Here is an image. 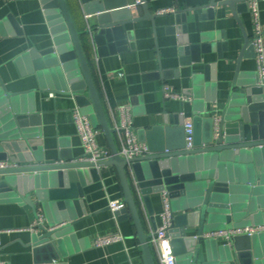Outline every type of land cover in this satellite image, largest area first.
<instances>
[{"label": "crops", "instance_id": "0c3cea01", "mask_svg": "<svg viewBox=\"0 0 264 264\" xmlns=\"http://www.w3.org/2000/svg\"><path fill=\"white\" fill-rule=\"evenodd\" d=\"M67 1L78 29L88 31L84 39L85 53L111 128L114 110L123 105L132 108L136 133L150 129L168 115L182 118L183 126L185 119L193 120L198 114L202 117L199 127L203 129L207 124L205 118L211 117L214 121L229 107L237 59L244 44L243 35L251 38L253 34V23L245 3L238 5L237 12L242 29L230 7L219 4L222 0H215L217 4L213 7H206L211 0H146L153 20L142 19L128 24L129 36L124 49L110 53L107 44L99 46L93 41L89 30L94 26V14L85 13L80 0ZM125 1L128 14L132 17L143 15L140 4L134 5V0ZM259 7L264 26V0H259ZM166 8L174 11L158 13ZM0 21L6 32L0 36V77L6 90L17 94L14 97L17 111L22 108L28 115L38 117L39 124L29 127L34 128L35 138L40 142L37 148L24 152V160L30 154L35 161L41 157L44 163L62 162L63 154H70L74 160L80 158L83 148L72 116L76 107L73 97L50 88L53 75L35 71L29 55L31 49L42 51L53 45L40 0H0ZM185 46H189L187 52L183 51ZM239 69V80L256 73L255 58L243 54ZM165 89L184 94L188 99L165 98ZM49 93L54 96L50 97ZM84 94L87 95V89ZM3 106V102L0 103V108ZM12 108L9 106V110L0 116L4 118ZM100 142L107 146L103 133ZM237 156L224 162L231 165L233 178H237L233 185L238 188L232 196H236L234 203L242 213L231 223L243 220H249V224L264 223V163L253 164L251 173L247 162ZM227 168L226 165L225 170ZM96 176L82 185V198L67 201L70 207L66 209L55 202H49L46 207L40 203L36 205L37 215H42L41 224L46 228L63 222L62 212L70 217L67 221H71V225L59 237L63 257L55 263L144 264L132 220L121 215L115 218L108 206L112 199L123 200L116 168L111 165L96 167ZM127 177L143 228L149 235L153 224L161 225L163 194H150L151 216L139 193L133 169ZM35 219V212L26 203H0L1 261L35 264L29 244L32 235L40 229H28ZM197 230V226L188 229L191 235ZM114 233H121L123 241L102 246L94 244L97 237ZM214 244L216 264H241L232 241L218 238ZM151 249L159 264L153 247ZM252 253L254 263L264 264V242L253 246ZM228 255L231 258L226 260ZM199 259L206 260L204 241H201Z\"/></svg>", "mask_w": 264, "mask_h": 264}, {"label": "water", "instance_id": "95a60500", "mask_svg": "<svg viewBox=\"0 0 264 264\" xmlns=\"http://www.w3.org/2000/svg\"><path fill=\"white\" fill-rule=\"evenodd\" d=\"M139 1L144 13L140 17H132L128 14L129 8L126 7L125 0H80L84 12L94 14L95 17L94 26L89 30L93 34L94 43L99 46L107 44L110 53L124 49L129 36L126 26L142 19L153 20L154 15L146 0ZM40 3L50 27L53 45L42 51H29L34 70L39 74L50 72L54 78L50 88L55 92L72 95L81 112L87 114L92 124L101 129L110 156L96 164L74 160L70 154H63L62 162L44 163L41 157L35 161L31 154L24 160V152L29 151V148L35 149L40 142L35 138L34 128L29 127L39 124L38 117L28 115L22 108L20 112L17 111L14 103L17 94L8 92L0 77V103L4 104L0 108V114L9 110L11 105L14 108L4 118L0 116V160L17 164L16 167L0 170V203H26L33 209L36 217L38 203L46 207L49 202H55L58 207L66 209L70 207L67 201L83 197L82 185L90 182L91 178H97L96 167L114 166L125 203L118 216L132 220L143 263L157 264L127 177L126 166L131 162L139 193L151 216L153 210L150 194L163 191L168 194L173 212L183 211L174 215L172 227L168 231L177 264H216L215 240H203L200 234L204 230L222 228L225 225L250 223L249 220L231 223L242 213L234 203L236 196H232L234 189L238 188L233 185L237 178H233L231 165L224 162L238 155L236 158L247 162L251 173L253 164L259 166L264 163V84L258 83L256 73L239 80V62L243 54L251 57L255 55L250 38L243 35L244 44L237 59L229 107L218 118L216 132L213 118H205L207 124L201 129L199 123L202 117L195 115L192 120L194 148L186 150L182 118L177 115L164 116L150 129L138 133L139 138L147 143L150 154L126 160L118 153L113 129L109 125L81 42L80 35L83 31L77 29L68 1L40 0ZM244 3L247 7L246 0L219 2L220 5L230 7L241 28L237 12L238 5ZM216 4L215 0H211L206 7ZM3 27V22L0 21V36L6 34ZM188 49L189 46H185L183 51L187 52ZM85 89L87 95L84 94ZM226 165L228 168L225 170ZM61 217L64 220V223L61 221L62 225L56 226L60 224L58 222L46 228L40 224L37 227L40 232L37 230L32 235L29 245L32 247L35 264H56V261L62 259L59 237L71 225V221H67L70 217L65 212L61 213ZM195 226L198 227L197 238L188 231ZM201 241L205 244V261L199 259ZM232 242L241 264L262 263H254L252 249L264 242V233L238 235ZM229 258L231 255L225 259Z\"/></svg>", "mask_w": 264, "mask_h": 264}, {"label": "built area", "instance_id": "2783aa9c", "mask_svg": "<svg viewBox=\"0 0 264 264\" xmlns=\"http://www.w3.org/2000/svg\"><path fill=\"white\" fill-rule=\"evenodd\" d=\"M3 2L11 0H1ZM139 0H134V5H138ZM248 11L253 23V34L250 38L254 49V58L256 61V75L259 84H264V26L261 24L259 0H246ZM174 11L173 8L161 9L158 13H167ZM165 98H173L186 100L187 96L174 90L165 89L163 93ZM53 97V93H49ZM73 121L76 127L77 135L80 139L83 148V155L76 159L77 161H85L96 164L109 158L110 152L107 146L101 144L100 136L102 131L99 127L94 126L89 116L81 112L79 107H75L72 111ZM113 118V135L117 146L118 153L126 160L143 157L150 154L147 143L141 140L138 133L134 131L133 111L130 106L117 107L112 115ZM218 118L214 120V130L216 132ZM185 149L191 150L194 148V132L193 123L190 119H185L183 122ZM131 162L127 163L126 172L131 175ZM17 164L9 160H0V170L16 167ZM163 194V209L160 213L161 225L155 226L149 233L148 242L153 247L159 264H177L176 255L173 253L171 246V236L169 229L172 227L175 213L172 210L171 201L166 191ZM109 209L116 218L118 212L125 207L123 200L112 199L108 203ZM42 223V215H37L34 222L29 226V230L35 231ZM57 224L56 226L62 225ZM264 233V223L246 224V225H225L222 228L204 230L200 237L203 240H216L223 238L227 242H231L235 236ZM194 238L199 237L196 233ZM124 237L121 233H114L97 237L94 240L96 246L107 245L113 242L123 241ZM0 264H7L0 260Z\"/></svg>", "mask_w": 264, "mask_h": 264}, {"label": "trees", "instance_id": "16d2710c", "mask_svg": "<svg viewBox=\"0 0 264 264\" xmlns=\"http://www.w3.org/2000/svg\"><path fill=\"white\" fill-rule=\"evenodd\" d=\"M69 4V3H68ZM69 7H70V5H69ZM70 10H71V8H70ZM71 14H72V16H73V19H74V15H73V13H72V11H71ZM74 21H75V19H74ZM75 25H76V22H75ZM76 27H77V25H76ZM77 29H78V27H77ZM79 31H83L82 32V34L80 35V38H81V42H82V45H83V48H84V52H85V45H84V39H85V32H84V30H80V29H78ZM86 54V53H85ZM88 60V59H87ZM89 62V61H88ZM90 65V64H89ZM91 68V67H90Z\"/></svg>", "mask_w": 264, "mask_h": 264}]
</instances>
